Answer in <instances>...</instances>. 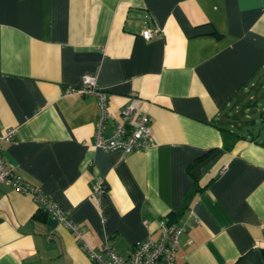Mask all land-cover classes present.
I'll use <instances>...</instances> for the list:
<instances>
[{
    "label": "crops",
    "instance_id": "0c3cea01",
    "mask_svg": "<svg viewBox=\"0 0 264 264\" xmlns=\"http://www.w3.org/2000/svg\"><path fill=\"white\" fill-rule=\"evenodd\" d=\"M87 73L106 134L144 100L147 148L93 145L97 99L62 96ZM262 112L264 0H0V129L16 128L2 157L81 236L0 183V264H89L82 242L126 256L162 218L184 225L177 264H264Z\"/></svg>",
    "mask_w": 264,
    "mask_h": 264
},
{
    "label": "built area",
    "instance_id": "2783aa9c",
    "mask_svg": "<svg viewBox=\"0 0 264 264\" xmlns=\"http://www.w3.org/2000/svg\"><path fill=\"white\" fill-rule=\"evenodd\" d=\"M156 27L147 26L141 30V35L150 38L156 32ZM69 95H93L98 102L100 113L95 122L93 145L101 150H143L148 147L151 120L144 109V100L138 96H131L120 110L119 121L115 122L109 133H105L106 123L110 118L108 110V95L97 82L93 74H84L78 85H70L63 89L62 96ZM264 119V112H262ZM16 133L15 126L0 129V183H8L14 189L32 196L34 201L47 212L56 217L74 235L81 240L80 231L76 222L62 210V208L40 188L25 180L17 174L12 165L2 157L3 143L14 139ZM226 166H222L223 171ZM104 181L97 177L91 185L93 193L99 195L105 190ZM161 228L158 240H153L149 235L136 244L128 255L118 254L105 241L95 252L84 242L82 247L89 253V264H177L175 261V251L178 246L179 236L184 230V225L176 221L162 218L159 220ZM264 232V223H262Z\"/></svg>",
    "mask_w": 264,
    "mask_h": 264
},
{
    "label": "trees",
    "instance_id": "16d2710c",
    "mask_svg": "<svg viewBox=\"0 0 264 264\" xmlns=\"http://www.w3.org/2000/svg\"><path fill=\"white\" fill-rule=\"evenodd\" d=\"M176 215H178V213H176Z\"/></svg>",
    "mask_w": 264,
    "mask_h": 264
}]
</instances>
